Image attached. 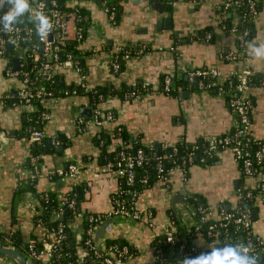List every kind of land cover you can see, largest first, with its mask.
Returning <instances> with one entry per match:
<instances>
[{"label":"crops","instance_id":"crops-1","mask_svg":"<svg viewBox=\"0 0 264 264\" xmlns=\"http://www.w3.org/2000/svg\"><path fill=\"white\" fill-rule=\"evenodd\" d=\"M221 2L177 0L169 11L151 0H122L114 23L101 0H68L69 12L78 9L86 12L85 36L78 47L85 78L82 81L81 75L66 64L55 66L51 76H55L60 89L85 82L88 90L74 95L57 94L55 98L44 100L39 107L50 115L46 121H42L40 113L30 105H6L5 97L16 95L23 81L20 77L7 76L8 62L0 58L1 242L15 230L24 242L36 237L47 244L50 234L36 221L40 211L38 199L30 191L32 182L36 183L38 193L51 191L61 196L74 192L80 200L81 213L106 215V220L109 219L115 206L114 196L123 182L114 173L105 171V164L112 157L108 159L103 149L116 157L123 143L121 138H113L105 146L103 141L99 142L100 134L110 136L115 128H124L132 138L155 149V144L158 147L203 145L235 129L237 119L224 94L188 84L180 86L182 90L177 93H164L162 81L167 74L178 81L186 79L184 70L217 68L223 74L219 82L225 83L224 78L232 71L242 70L248 64L253 72L252 86L247 93L254 104L251 133L255 139H264V87L261 83L264 58L257 59L251 52L246 63L230 61L221 55L235 50L237 43L232 32L220 27L218 6ZM157 3L163 9L157 7ZM160 20L169 21L159 27ZM209 29L215 34L213 40L207 42L203 35ZM261 45H264V2L251 28L249 48ZM127 50L132 54L123 61L122 70L116 72L112 67L113 56ZM142 82L151 84L149 92L141 99H123L121 94L125 90ZM103 87L110 91L97 106L103 112L112 111L115 119L99 126L91 120L95 105L90 93ZM85 108L91 109V116L83 114ZM78 117L85 120L81 130L77 126ZM38 129L43 133L40 144L32 137ZM41 145L44 150L35 155V146ZM34 156H39L38 170L32 164ZM72 162L80 166L76 177L64 181L58 178L57 170ZM255 181L256 178L243 177L229 149L216 152L205 162L195 159L189 165L186 181L181 168L176 167L170 171L166 182L145 188L136 199L135 206L140 212H153L155 227H149L146 217L141 220L113 217V229L104 235L131 245L133 256L122 264H150L154 261L152 242L170 228L171 210L180 216L185 214L188 223L183 225L188 226L193 221L189 199L197 198L214 210L222 204L233 209L238 205L240 188L253 187ZM253 217L254 234L264 237L263 203L253 204ZM71 229L75 239H81V216H76ZM99 243L103 245L104 238ZM195 243L200 248L207 247L203 237H196ZM3 256L0 264H17L14 259Z\"/></svg>","mask_w":264,"mask_h":264},{"label":"built area","instance_id":"built-area-1","mask_svg":"<svg viewBox=\"0 0 264 264\" xmlns=\"http://www.w3.org/2000/svg\"><path fill=\"white\" fill-rule=\"evenodd\" d=\"M122 0H101L102 6L109 13L112 22H116L118 15L119 4ZM64 5L67 6L68 0H64ZM177 0H169L167 3L171 6L176 5ZM264 0H222L218 6V17L220 27L226 31L232 32L236 36V49L229 52H223L221 55L225 59L230 61L241 60L246 62L251 58V52L249 48L250 43V25L258 19L260 14V4ZM30 11L26 12L30 20L35 21V24L28 25V23L19 24L14 23L11 26V30H4V22L0 21V58L8 62L6 68V75L11 77H20L23 81V85L17 91L16 95L8 94L5 97L6 105H30L36 109L40 114L42 121H46L50 118V115L41 110L39 105L47 98H55L57 94L74 95L81 91L88 90L85 82H82L79 86L73 88L54 89L47 87L43 84L42 79L45 78V74L50 78L52 70L55 66L60 64H66L74 68L82 78H85L83 74L81 60L75 58L71 53H66L65 57L61 55V52L65 51V45L68 40L63 37V21L64 16L69 14L75 15L76 24V36L77 47L82 43L84 39V22L83 15L80 10H62L59 0H49V4L46 0H28ZM12 5L4 0L0 8V17L7 13L11 9ZM242 10V12L238 11ZM236 10V12H235ZM42 13L47 16L50 27L45 29L46 35L41 36L37 30L40 26V20L37 13ZM233 13L231 22L229 17ZM18 19V18H17ZM37 34V41L33 39ZM213 30H207L204 33V40L209 42L214 38ZM11 45V48L8 45ZM172 49H174L172 47ZM132 52L130 50L123 53H116L112 59V67L116 72L122 70L123 61L129 59ZM18 58V69L13 65V58ZM27 64H32L35 69V75L30 70H26ZM187 84L189 86L198 85L201 88L214 90L219 94H224L230 104L231 112L237 119L235 129L222 136L209 139L205 144H184L187 147V153L180 158V162L177 163L176 159H173L174 165L166 167L164 165V157L160 155L155 156L156 161V173L157 182H166L169 179L170 171L174 168H181L183 171V180L186 181L189 173V165H191L195 159L205 162L207 159L212 158L214 154L221 150L229 149L232 151L235 160L238 162L242 175L244 178H256L255 185L253 187L240 188V198L238 205L230 209L225 205H220L217 210L210 208L205 203H202L196 208L188 200L189 210L193 221L189 222L188 226H185L187 235L182 238H178L175 235V227L170 220V228L163 231L161 235L165 237L164 242L172 246H176L178 243L179 252L183 258H190V256L205 254L206 249L214 250L218 243L221 242V238H226V234L232 230L236 237L240 236V242H237L243 249L248 251H242L241 254L248 255L250 258L255 256L260 258L264 256V237L257 236L253 232V204L255 202H261L264 204V139H255L251 133L252 118L251 114L254 109V104L251 98L247 95L252 86L253 72L248 64L242 70L232 71L226 78L225 83H220L219 79L223 78L222 72L217 68H203V69H189L184 70ZM264 87V80L261 82ZM175 78L172 74L164 76L162 81V90L164 93H172L174 90ZM151 84L148 82H142L135 86L125 90L122 93L124 100L141 99L149 89ZM178 92L182 90V87H177ZM94 92V91H93ZM92 92V93H93ZM103 96L100 94L99 98ZM95 109L92 117V121L102 126L103 124L113 122L115 119L112 111L103 112L97 104L94 102ZM78 129H82L84 125V118L78 117L76 119ZM121 128H119L120 130ZM33 140L36 144H40L43 139V133L40 130L33 132ZM144 146V145H143ZM146 147V146H145ZM163 149H171L172 153L168 155L172 158L179 152L178 145L164 146ZM154 149V148H150ZM156 150V149H154ZM38 158L34 156L32 158V164L35 170H38ZM147 160L146 150L143 147L136 149L134 156L127 150L121 149L118 151L114 159H110L105 164V171L114 173L123 185L131 186L135 181V167L144 166ZM80 170V166L76 162H72L65 168L57 170L56 174L61 180L74 179L76 174ZM143 183H148V176H144L141 180ZM123 185L118 193L114 196V210L109 214V218L113 217H125L127 219L141 220L147 218L149 227H155L153 222V212L148 213L140 212L136 206L135 201L141 194V190H129L131 193L130 203L124 196ZM60 207L56 212L52 214L54 220L59 219L64 215L66 210H77L78 200L74 192L67 193L59 196ZM196 200L197 198H193ZM251 201L252 206H247V202ZM177 212V211H176ZM178 213V212H177ZM198 214V217H197ZM77 216L82 217V223L85 219L87 227L83 226V233L86 234V245L94 250L96 256H101L98 247L101 246L94 242V236L97 229L103 222L106 221L107 216L101 219V216L96 214H88L83 217V213H79ZM183 223H188V219L184 216H180ZM212 219V222L208 225L205 233L202 231V225L207 220ZM187 221V222H186ZM186 225V224H185ZM58 229L60 232L64 230V225L59 224ZM113 229L112 222L107 225L106 231ZM65 234L62 233L58 237L48 235L51 241L46 244V249L49 251L54 243L60 242L65 238ZM203 237L207 242V247L200 248L195 243L196 237ZM81 237V238H82ZM105 239V235L100 239ZM99 239V240H100ZM186 243L189 242L190 248ZM27 255L29 261L37 258L39 254L44 256L50 255V251L45 253L44 250L37 251L36 242L34 240L28 241ZM0 246H9L0 241ZM11 247V246H9ZM101 247H104L102 245ZM126 243L123 245H113L109 248H105L104 263L105 264H122L123 261L131 256L132 247ZM154 253V261L150 264H154L156 260H161L163 256V247L159 244L152 246ZM13 248V247H12ZM40 252V253H38ZM193 254V255H192ZM82 256L88 255V251H83ZM5 256V255H4ZM9 258V257H7ZM27 259V264H28ZM4 262V260H2ZM6 263V262H5ZM70 264H73L72 262ZM260 264V263H258Z\"/></svg>","mask_w":264,"mask_h":264},{"label":"trees","instance_id":"trees-1","mask_svg":"<svg viewBox=\"0 0 264 264\" xmlns=\"http://www.w3.org/2000/svg\"><path fill=\"white\" fill-rule=\"evenodd\" d=\"M151 1L159 2L169 11L173 9V6L167 3L169 0H151ZM59 3H60V6L63 7L62 8L63 11L71 10V7L64 5L65 3L64 0H59ZM238 11L242 12V10L240 9H238ZM80 12L84 17L83 22L85 24V13L86 12L84 9H80ZM232 17H233V13L229 17V22H231ZM17 22L19 24H24V23H28V25L35 24V21L30 20L27 13H25L21 17H18ZM252 26L253 25H250L249 27L250 33H251ZM84 36H85V32H84ZM33 39L37 41V34L34 35ZM64 48H65V51L61 52L62 53L61 55L63 56L62 58L65 57L66 53H71L75 58L79 59V51H78L76 40H70L66 42V45ZM36 68L33 67L32 64H27L26 66V70L27 69L30 70V72L33 75H35ZM42 82L44 85L50 88H54V89L61 88L55 76H50L49 78L48 75L45 74V78L42 79ZM175 82H176L175 83L176 85L172 93L178 92L176 91L177 87H180L183 84L187 85V80L185 78H180L178 81L176 80ZM109 91L110 90L103 87L100 89H96L93 93L91 92L90 95L93 101L96 104H98L104 97L107 96V93ZM100 94L103 96L102 98H99ZM119 128L120 127L115 128L113 130V134L110 136H104L103 134L102 135L100 134L99 142L103 141L104 145L106 146L108 143L112 141L113 138H121L123 145H121L120 148H118L117 153L119 150L125 149L134 156L136 149L139 147H143L146 150V154H147V160L144 166L135 167V181L133 185L131 186H127L125 184L123 185V189L125 191L124 196L127 200V203H130L131 193L128 192L129 190L137 189V190L143 191L145 188L150 187L156 183L157 181V173H156L157 171H156V161H155L156 155L163 156L164 165L169 168L172 165H174L173 159H176L177 163L180 162V158L183 157V155L187 153V147H185L184 144H178L179 152L172 158H169L168 155L172 153L171 149H163L161 146H159L156 150H154V149L145 147L143 146V144L138 142L137 139L132 138L130 133H128L124 128H121L120 130ZM43 150L44 148L42 147V145L35 146L34 154L38 155ZM103 153L104 155L106 154L105 156L108 159H110L111 157H112L111 159L115 158L112 153H107L105 148L103 149ZM144 176H148L147 184L141 181ZM35 186H36V183L32 182V186H30V191H32V193L35 195V197L38 199V202H39L38 206H39L40 213L36 215V221L38 223L43 224L46 227L49 234L53 235V237L56 238L60 236L62 233H64L66 236L60 242L54 243L51 249L49 250L50 252L47 251L46 249L47 246L45 244L46 243L45 241L43 242L36 237L32 238V240L36 242L37 251L44 250L45 253L49 252L50 255L48 257V256H44V254H39L37 258L29 261V259L27 258L28 257L27 249H28L29 242L21 241L19 237V233L15 230L12 231L5 239H3L5 240L3 241V243L15 248L20 253H22L28 259V264H70L71 262L73 264H105L103 260L104 255H105L104 249L109 248L110 246H113V245H119V246L123 245L124 242L120 238H113V237L107 236L104 239V244H103L104 247H101L102 245L98 247V250L100 251L101 256H96L94 254V250L90 248L88 245H86L85 243L87 239L86 234H84V236L81 239L76 240L74 237V233L72 232L71 225L73 224V221L76 218V216L81 212L79 210L78 205H77L76 211L66 210V212H64V215L62 217H60L57 220H54L52 218V214L56 212L57 209L59 210L60 201H61L60 197L56 195V193L51 192V191L38 193ZM77 200L80 201L78 198ZM189 202L196 208L201 204L199 199L194 200L193 198H191ZM247 206H252L251 201L247 202ZM87 215L88 214L83 213V217ZM96 215L101 216V219L105 218L104 215H100V214H96ZM197 217H198V214H197ZM119 218H125V217L121 216ZM170 218H171L170 220L173 226L175 227V235L178 238H182V237L185 238V236L187 235L186 234L187 231H186L185 226L183 225L180 215L176 211L171 210ZM86 220L87 219L83 221V226L85 227H87ZM211 222H212V219H209L206 221V223L202 225V231L204 233L208 225ZM60 223L64 225V230L62 231V233L60 232V229H58ZM164 239L165 237L160 234V235H157L152 242V246L159 244L163 247L162 259L156 260L154 264H184L185 260H193L199 257L196 254L195 255L192 254L193 256H190V258H183L179 252L178 243L176 246L175 245L172 246L168 243H165ZM240 240H241L240 236L236 237L231 230L230 233L228 232L226 234V238H221V242L218 243V246L215 249H222L226 245L236 246V244H238L237 242H240ZM50 241H51V238H48L47 242L49 243ZM186 241L187 239H184L185 243ZM186 244H187V247L190 248L189 242H187ZM128 245L131 246L130 244ZM83 251H88V255L82 256L81 253ZM133 252L134 250L132 249V253ZM204 253H205L204 256L208 257L212 255L213 250L208 248L205 250ZM257 262L260 264H264V256L257 258Z\"/></svg>","mask_w":264,"mask_h":264},{"label":"clouds","instance_id":"clouds-1","mask_svg":"<svg viewBox=\"0 0 264 264\" xmlns=\"http://www.w3.org/2000/svg\"><path fill=\"white\" fill-rule=\"evenodd\" d=\"M4 0H0L3 4ZM7 3L12 5L11 9L0 17V21L4 22V30H11V26L17 22V18L23 16L30 11L28 0H7ZM40 20V26L37 29L41 36H45V29L50 27L48 18L42 13H37ZM250 52L254 53L255 58H264V45L259 47H250ZM242 251H248L241 246L226 245L222 249H215L211 256L205 257L201 254L200 257L193 260H185L184 264H258L257 257L241 254Z\"/></svg>","mask_w":264,"mask_h":264},{"label":"water","instance_id":"water-1","mask_svg":"<svg viewBox=\"0 0 264 264\" xmlns=\"http://www.w3.org/2000/svg\"><path fill=\"white\" fill-rule=\"evenodd\" d=\"M46 3L49 4V0H46ZM156 5L157 7H160V9H163V7L160 4L157 3ZM168 21L169 20H165L161 22L160 20L158 21V26L160 27V25L162 24H167ZM75 36H76L75 15L74 14L65 15L64 21H63V37L64 39L70 41V40H74ZM8 47L11 48V45L9 44ZM13 63H14V67L18 69L19 63H18L17 57L13 58ZM90 111H91L90 108H85L82 112L86 116H91L92 114H90L91 113ZM154 147L155 149L158 148V144H155ZM179 200L184 201L182 198H180ZM112 221L113 219L109 218L108 220L103 222L101 226L97 229L96 234L94 236V242L96 245H98L99 239L102 238L104 234L106 233L107 225L110 224ZM0 253L9 258L14 259L17 262V264H27V258L15 248H12L9 246H0Z\"/></svg>","mask_w":264,"mask_h":264},{"label":"rangeland","instance_id":"rangeland-1","mask_svg":"<svg viewBox=\"0 0 264 264\" xmlns=\"http://www.w3.org/2000/svg\"><path fill=\"white\" fill-rule=\"evenodd\" d=\"M2 256H3V254L0 253V258H1ZM3 257H5V256H3ZM6 258H7V257H6Z\"/></svg>","mask_w":264,"mask_h":264}]
</instances>
